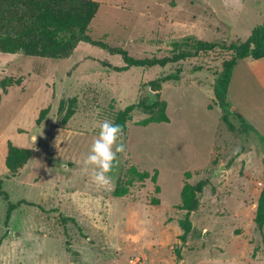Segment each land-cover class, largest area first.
Segmentation results:
<instances>
[{"label": "rangeland", "instance_id": "1", "mask_svg": "<svg viewBox=\"0 0 264 264\" xmlns=\"http://www.w3.org/2000/svg\"><path fill=\"white\" fill-rule=\"evenodd\" d=\"M93 1L100 7L91 39L137 59L172 56V43L187 36L226 44L246 40L264 22V0ZM221 59L220 53L205 54L115 72L123 66L119 56L84 43L58 61L0 53V86L8 85L0 87V264H264V228L254 224L264 146L237 122V131L228 132L214 108L210 92ZM177 70L178 83L151 91V81ZM254 74L240 63L235 79L245 82L249 114L264 133V90ZM156 93L167 103L169 123L136 126L147 116L135 110L122 136L125 151L109 173L112 182L97 186L83 158L98 123L113 121L141 96L155 100ZM71 99L75 114L63 124L65 111L58 107L63 101L66 110ZM8 142L33 151L14 178H7L5 167ZM221 165L224 170L216 172ZM132 166L150 175L156 170V184L132 178ZM117 181L128 189L126 196L114 197ZM200 182L192 229L182 240L180 194L185 184ZM20 201L32 206L19 205L7 219L8 203Z\"/></svg>", "mask_w": 264, "mask_h": 264}, {"label": "trees", "instance_id": "2", "mask_svg": "<svg viewBox=\"0 0 264 264\" xmlns=\"http://www.w3.org/2000/svg\"><path fill=\"white\" fill-rule=\"evenodd\" d=\"M99 7L100 4L93 0H0V53L22 54L29 58L58 61L70 58L77 46L84 43L100 48L110 55L119 56L123 66L113 68L115 72H124L131 68L165 67L180 61L197 59L205 54L220 53L222 55L221 69L214 72L213 82V100L221 110L220 120L230 133L237 131L235 124L237 122L242 132L253 133L258 142L264 146V138L242 116L231 110L232 107L228 100L229 84L238 61L264 59V22L257 25L246 40H235L226 44L219 41L206 42L193 36H187L180 42L172 43V56L137 59L130 56L124 49L111 47L101 40L93 41L91 39L90 24L97 15ZM201 70V67H197L194 71ZM180 74L181 70H177L175 73L151 81L149 85L159 91L163 83H178L181 80ZM19 83V81H15L12 84L18 85ZM0 87L5 90L8 85L2 83ZM155 98V100H150L147 96H141L137 103L119 111L113 122L123 127L124 134L126 124L132 120V113L138 110L147 117L139 121L136 126L146 127L153 123H169L166 114L167 103L160 99L158 93L155 94ZM75 102V99L69 100L66 110H64V102H60L58 112L65 111L62 118L63 124H66L75 114ZM208 109L211 110V106ZM48 112L49 109H45L39 113L36 122L38 125L45 119ZM32 155V150L21 149L8 142L5 158L7 178L17 177L28 164ZM129 175L138 182L150 180L151 183L156 184L158 172L155 170L150 175L148 172H140L132 166L129 169ZM201 190L202 182L196 186L185 184L181 191L180 209L185 211L184 219L179 221V226L183 231L182 240L191 232L190 215L196 211L199 205L196 192L200 193ZM159 191V186H156L155 192L159 193ZM127 194L128 189L122 187L121 182L117 181L113 192L114 197L121 198ZM152 203L158 204L159 201L154 199ZM21 204L32 206L25 201H20L16 205L8 203L7 219L11 212ZM254 224L258 230L264 228V184L257 201ZM177 256L179 257V254Z\"/></svg>", "mask_w": 264, "mask_h": 264}, {"label": "clouds", "instance_id": "3", "mask_svg": "<svg viewBox=\"0 0 264 264\" xmlns=\"http://www.w3.org/2000/svg\"><path fill=\"white\" fill-rule=\"evenodd\" d=\"M98 134L93 140L83 163L94 169L93 181L97 186L104 187L112 182L109 173L118 163V153L125 151L121 142L123 127L112 120L105 119L98 123Z\"/></svg>", "mask_w": 264, "mask_h": 264}, {"label": "crops", "instance_id": "4", "mask_svg": "<svg viewBox=\"0 0 264 264\" xmlns=\"http://www.w3.org/2000/svg\"><path fill=\"white\" fill-rule=\"evenodd\" d=\"M240 63H245V65L254 70V78L259 82L261 87L264 90V59L254 61L251 59H244L241 61H238L237 65L235 66L231 81L228 88V100L230 101V105L237 113L246 119L255 130H257L262 135L264 134L262 131V125L260 124V120H257L255 118H252L249 114V110L251 111V103L250 100L248 101L249 97L247 96V88L245 82L242 84H238L235 75H236V69ZM180 84L174 85V87L179 88ZM199 88V87H198ZM262 90V89H261ZM213 93V89L211 90L210 94ZM218 108V106H214V108ZM250 118V119H249ZM244 119V120H245ZM212 158V157H211ZM210 158V159H211ZM220 167V166H219Z\"/></svg>", "mask_w": 264, "mask_h": 264}, {"label": "water", "instance_id": "5", "mask_svg": "<svg viewBox=\"0 0 264 264\" xmlns=\"http://www.w3.org/2000/svg\"><path fill=\"white\" fill-rule=\"evenodd\" d=\"M151 91H152L153 93L156 92V90H154V89H152V88H151ZM222 170H224V166H223V165H221V166L218 168V170H217L216 172H220V171H222ZM198 195H199V193H197V197H198ZM15 235L18 236L19 234H18V233H15Z\"/></svg>", "mask_w": 264, "mask_h": 264}, {"label": "built area", "instance_id": "6", "mask_svg": "<svg viewBox=\"0 0 264 264\" xmlns=\"http://www.w3.org/2000/svg\"><path fill=\"white\" fill-rule=\"evenodd\" d=\"M257 185L261 188L263 187V184L261 182H259Z\"/></svg>", "mask_w": 264, "mask_h": 264}]
</instances>
